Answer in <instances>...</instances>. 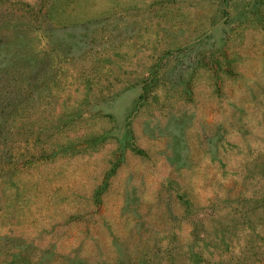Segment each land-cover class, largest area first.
I'll return each mask as SVG.
<instances>
[{
  "label": "rangeland",
  "instance_id": "obj_1",
  "mask_svg": "<svg viewBox=\"0 0 264 264\" xmlns=\"http://www.w3.org/2000/svg\"><path fill=\"white\" fill-rule=\"evenodd\" d=\"M0 264H264V0H0Z\"/></svg>",
  "mask_w": 264,
  "mask_h": 264
}]
</instances>
